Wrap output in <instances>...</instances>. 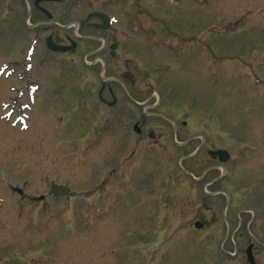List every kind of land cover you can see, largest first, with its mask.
I'll return each instance as SVG.
<instances>
[{
    "label": "rangeland",
    "instance_id": "374dc122",
    "mask_svg": "<svg viewBox=\"0 0 264 264\" xmlns=\"http://www.w3.org/2000/svg\"><path fill=\"white\" fill-rule=\"evenodd\" d=\"M54 10L98 40L73 58L26 56L20 33L0 42V264H247L250 243L264 264V0H62ZM97 12L115 21L108 32L88 16ZM126 114L147 119L154 146L135 145V179L116 201L110 170L132 150ZM218 150L227 163L211 161ZM50 182L71 199H51Z\"/></svg>",
    "mask_w": 264,
    "mask_h": 264
},
{
    "label": "flooded vegetation",
    "instance_id": "af4514ba",
    "mask_svg": "<svg viewBox=\"0 0 264 264\" xmlns=\"http://www.w3.org/2000/svg\"><path fill=\"white\" fill-rule=\"evenodd\" d=\"M62 3V0H0V42H11L13 33H20L21 37L17 40L13 41L16 42L19 39L25 38L24 40V47L27 46V44L31 43V49L28 51V55H34V51L38 50L40 51V48H42L43 51H46L47 53H52L54 55H68L72 56H79V54L83 51V42L90 41V43H93L94 40H98L93 37L84 36L82 33L80 34V26L82 25L80 22L78 23H64L61 21V17L55 16L54 9H59V5ZM95 14L97 18L100 19L101 24H93L97 26L99 29H101L104 32H108V30L111 28L113 23L115 21H110L101 18L98 14L102 13H89L88 16H91ZM62 23V24H61ZM109 47L108 50L111 53V55L117 57L118 54H116V43H113V41H109ZM48 46H57L62 47L65 49V52H53L48 48ZM23 47V48H24ZM22 50V49H21ZM106 50V42L101 41L100 49L95 51L96 54L94 55H101V53ZM109 53V54H110ZM43 54V53H42ZM82 56L84 57V60L86 61L88 57L93 56L91 52L83 53ZM100 61L98 57H96L95 64H97ZM125 79L124 76L121 77L120 80ZM132 86V85H131ZM119 87L122 89V93L127 94V90L123 87V85L120 82ZM36 88L35 86L28 84L20 89L23 90L24 93H28L30 89ZM135 86H133V89ZM134 92V91H133ZM129 100L133 103L134 106L138 105L137 101H132L130 97L128 96ZM16 103V102H15ZM102 105L106 108L115 107L117 103H109L106 101H101ZM160 104V101L158 102V105ZM26 110V109H25ZM29 110V109H28ZM132 118V114H126L124 117H122V132L123 127H125L124 123L128 126L126 130H129L127 140L132 143V150L130 151L129 155L126 158L121 157V159L118 162V165L115 168H112L110 171L115 172L116 181L119 182V185L116 187L114 186V194L116 201L118 199L124 200L126 197H124V189H123V183L131 181L135 179L133 177L135 173V170L137 169L133 165L132 168H129V163H134L138 160L137 152L135 150V145L139 143L140 139L143 141H147L149 143V147L151 146L153 148V144L151 143L150 139V131L146 129V126H148V121L145 119V126L142 125L139 120H135L132 122L130 119ZM162 120H169L170 125H175L176 122H178V117L172 118L171 120L166 118L164 116L161 117ZM127 122V123H126ZM184 125L183 123H181ZM124 135L122 133H119L118 140L120 142V151L123 153L124 149L127 145L124 144ZM147 145V144H146ZM148 147V145H147ZM136 155V156H135ZM211 158V157H210ZM211 161L219 163L216 158H211ZM122 165H125L124 168H126V171L124 172V168H122ZM111 178L107 177V181H109ZM51 199V195H48ZM46 199V198H45ZM44 199V200H45ZM71 199V196H69V200ZM43 200V201H44ZM68 201V200H67ZM251 245V243L249 244ZM256 251L253 247V255L255 257ZM256 258V257H255Z\"/></svg>",
    "mask_w": 264,
    "mask_h": 264
},
{
    "label": "water",
    "instance_id": "95a60500",
    "mask_svg": "<svg viewBox=\"0 0 264 264\" xmlns=\"http://www.w3.org/2000/svg\"><path fill=\"white\" fill-rule=\"evenodd\" d=\"M101 18L105 19L106 21V16L100 14L99 15ZM49 49L53 50L54 52H65V49L62 47H57V46H48ZM210 156L215 157L219 160L220 163H226L228 162L230 155L228 152L223 151V150H218V151H210L208 153ZM49 192L53 195L55 199H65L68 196V190L64 186L56 185L54 183H51L49 186ZM43 198H39V200H42ZM196 229H200L201 225L200 224H195ZM247 254V259L250 264H254L253 262V257L251 253V247H249L246 251Z\"/></svg>",
    "mask_w": 264,
    "mask_h": 264
}]
</instances>
